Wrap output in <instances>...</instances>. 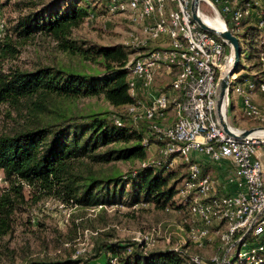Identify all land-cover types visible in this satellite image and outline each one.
<instances>
[{
    "label": "trees",
    "instance_id": "trees-1",
    "mask_svg": "<svg viewBox=\"0 0 264 264\" xmlns=\"http://www.w3.org/2000/svg\"><path fill=\"white\" fill-rule=\"evenodd\" d=\"M263 4L264 0L241 1L240 8L249 5L251 11L261 9L263 14L254 22L255 25H249L252 17L250 12L249 16L241 20L239 31L232 33L238 41L242 38L248 46L245 62L252 69L242 74L241 83L249 80L253 84L252 90H246L257 106L264 105L256 104L252 98L254 93L264 97L260 91V85H264V27L258 26L264 18ZM53 9L48 7L41 15L31 13L22 16L14 32L19 37L36 33L51 37L59 50L69 57L79 58L83 65L81 69L56 63L31 71L16 67L5 70V57L13 55L16 50L4 41V37L0 38V106H7L9 117L22 122L19 129L0 133V175L3 180L11 187L26 186L34 195L37 194L38 199H52L78 210L99 209L100 212H106L107 208L152 206L155 210L177 214L186 211L194 217L192 203L181 196L190 163L177 155H162L166 141L158 129L153 128L154 125L163 128L172 124L174 105H169L163 121H150L143 116L134 119L128 112L132 105L138 108H141L139 105H149L151 100L143 98L146 90L155 92V95L172 94V97H178L179 94L171 92L175 71L170 73L173 80L167 91L161 92V88L156 91L155 88L162 74H168L162 72L155 76L149 89L144 90L137 81L139 85L132 97L129 94L132 75L126 63L130 56L135 55V50L120 45L86 47L84 43L69 39L72 30L93 18L97 9L98 13L105 16L103 8L91 1L75 0L64 12L59 6ZM222 15L232 32L229 16ZM241 53L242 49L240 58ZM89 61L100 67V71H87L84 64ZM252 72L255 74L250 75ZM232 93L231 89L230 104ZM92 98H101L115 111L78 108L79 101ZM230 110L232 113L231 105ZM12 113H15L13 117ZM242 115L246 117L243 111ZM253 122L257 126H264V122ZM152 146L156 147L157 152L153 160L148 157ZM177 160L186 169L184 177L172 168ZM133 162H137L138 166L125 175L114 167L106 170L107 166L116 163ZM203 173L207 174L204 170ZM8 204L9 198L2 195L0 210H6ZM212 227L218 238L213 245L222 246L214 256L221 257L224 252L221 236L226 231V223L217 222ZM251 240L246 239L248 242ZM185 250L171 247L146 250V246L141 243L95 241L93 256L87 260L83 257L51 258L43 255L28 258L22 264H91L101 254L105 256L104 264H194L192 257L205 264H215L211 262L214 256L204 259L189 255L188 248ZM261 257L264 264V253ZM237 263L245 264L236 256L230 257L226 264Z\"/></svg>",
    "mask_w": 264,
    "mask_h": 264
},
{
    "label": "built area",
    "instance_id": "built-area-1",
    "mask_svg": "<svg viewBox=\"0 0 264 264\" xmlns=\"http://www.w3.org/2000/svg\"><path fill=\"white\" fill-rule=\"evenodd\" d=\"M85 1L103 8L105 16L127 19L134 29H138L136 35L129 34L130 42H125L126 46L136 50L135 57L126 63L132 75L129 82L132 97L138 82L144 90L149 89L156 75L175 71L171 92L179 94L178 97L153 95L148 106L132 105L128 112L134 119L143 116L150 121H163L169 105H174L172 124L163 128L154 125L153 128L158 129L166 141L162 155H177L190 163L181 196L192 203V213L202 222V228L193 235L194 242L202 246L209 239L210 226L224 221L226 231L221 238L227 249L221 257L214 256L211 262L225 264L233 255L245 264H263L264 166L254 155L258 150L264 153V137H230L220 126L216 113L220 81L231 67L232 55L227 50L230 46L193 21L191 0ZM202 1L218 14L215 4L219 2L220 12L229 16L232 31L236 32L241 20L251 12L249 5L244 9L233 8L239 0ZM258 26L264 27V18ZM3 31L0 22V38ZM151 46L154 47L152 50H142ZM234 77L230 80L225 108L229 105ZM253 88L247 80L233 87L232 92L241 98L246 117L264 122V105H255L247 93ZM260 91L264 93V85H260ZM193 154L207 158L212 164L230 161L236 171L237 192L217 195L215 181L203 173ZM2 178L0 175V180ZM249 238L251 242L246 241ZM191 260L194 264H205L196 257Z\"/></svg>",
    "mask_w": 264,
    "mask_h": 264
},
{
    "label": "rangeland",
    "instance_id": "rangeland-1",
    "mask_svg": "<svg viewBox=\"0 0 264 264\" xmlns=\"http://www.w3.org/2000/svg\"><path fill=\"white\" fill-rule=\"evenodd\" d=\"M74 1L0 0V22L4 26L1 38L4 37V41L13 45L16 50L13 55L5 57L3 68L7 70L10 67H16L31 71L57 63L81 69L83 64L79 58L69 57L59 50L57 43L51 37L40 33L28 37H19L14 32V27L22 16L31 13L41 15L44 9L49 7L50 10H54L53 8L57 6L61 7V12H64ZM241 1L243 0L238 1V8H240ZM218 6L219 2H216L215 9L219 14L207 2L202 1L200 3V13L203 14L201 18L211 24L220 17L229 29V24ZM137 32L138 29H134L127 19L118 16L107 17L98 13L97 9L93 18L86 20L72 30L69 39L77 43H84L86 47L99 48L120 45L130 48L129 50H135L126 46L127 43L125 42H130L129 34L136 35ZM239 44L242 53L241 66L240 68L237 67L238 71L236 69L235 73L236 86L242 84V73L245 74L252 69L245 62L248 46L242 38H239ZM153 48L151 46L146 49L142 48V50L147 51ZM135 55L130 56L129 59L131 60ZM84 65L87 71L97 69L100 71V67L93 62L89 61ZM162 75L155 88L156 91L161 88L160 91L165 92L169 89L173 76L171 74ZM233 94L235 95V92ZM77 105L82 110L91 108L109 112L115 111L101 98L85 99L79 101ZM230 105L229 102L226 108V119L229 126L234 130L264 127L257 126L256 123L249 121L242 114L231 116ZM14 115L15 113L11 114L12 117ZM21 123L20 119L9 117L7 106H0V133H11L19 129ZM156 153V147L152 146L148 151V157L153 160L156 158ZM254 157L264 166V153L261 150H258ZM137 166V162L116 163L113 166H107L106 170L114 167L122 175H125ZM172 168L178 171L180 176H185L186 169L180 161L177 160ZM212 179L213 181L217 180L214 177ZM14 188L15 190H13ZM2 195L9 198L10 204L7 205L6 210H0V264H22L28 258L42 257L43 255L51 258L69 256L75 259L76 257H83L84 260H87L93 256L95 241L125 244L141 243L146 246V250H164L169 247L187 250L188 248L187 253L189 255L204 259H210L216 255L219 247H222L218 244L214 246V243L218 241L216 234L213 235L214 240L212 242L208 239L204 241L202 246H198L193 240L195 237L193 235L202 228V222L186 211L184 214H177L172 211L155 210L152 206L142 208H140L141 206L117 207L119 211L116 208H107L106 212H100L99 209L95 211L78 210L65 207L52 199H38L37 194L34 195L26 186L11 187L3 178L0 180V197ZM176 202L181 203L177 198ZM209 231L210 234L214 232L213 227L210 226ZM226 249L224 247V250ZM104 263V254L91 262V264Z\"/></svg>",
    "mask_w": 264,
    "mask_h": 264
},
{
    "label": "water",
    "instance_id": "water-1",
    "mask_svg": "<svg viewBox=\"0 0 264 264\" xmlns=\"http://www.w3.org/2000/svg\"><path fill=\"white\" fill-rule=\"evenodd\" d=\"M202 0H191L190 11L193 21L204 31L216 35L218 38L223 40L226 44L230 46L231 55H232V64L228 73L221 79L219 85V93L216 101V113L218 121L223 131L230 137L236 139H243L250 137L255 131H264V127L251 128L248 130H234L231 128L226 119V108H225V99L226 94L230 86V80L235 75L236 69L240 63V46L237 37H235L226 25L223 31L217 32L208 26H206L202 19L200 13V3Z\"/></svg>",
    "mask_w": 264,
    "mask_h": 264
},
{
    "label": "crops",
    "instance_id": "crops-1",
    "mask_svg": "<svg viewBox=\"0 0 264 264\" xmlns=\"http://www.w3.org/2000/svg\"><path fill=\"white\" fill-rule=\"evenodd\" d=\"M262 14L263 12L261 9L251 11L250 16L252 17L250 18L251 22L249 23V25H253V24L255 25L257 20L262 17ZM229 29H230V26H229ZM233 32H236V31H232V33ZM254 74H255L254 72L250 73V75H254ZM235 79H236V74H235L233 81L231 82V89L236 86ZM153 95H155V92L152 93L151 91L146 90L143 95L144 96L143 98L148 99L150 101ZM252 98L256 104L258 105L264 104V97L260 93H254L252 95ZM230 100H231V106H232L231 116L233 115L238 116V114H242L243 107L241 104V99L237 95L233 94L230 96ZM193 158L194 160L200 163L205 173L217 179L215 181V184H216V193L218 195L233 194L237 192L238 187H237L236 171L230 161L224 160V161H221L213 165L212 163L208 161L207 158L203 156L193 154ZM214 228H216V225ZM215 234L216 232H212L210 234L209 240L211 242L212 240H214L212 237Z\"/></svg>",
    "mask_w": 264,
    "mask_h": 264
},
{
    "label": "bare ground",
    "instance_id": "bare-ground-1",
    "mask_svg": "<svg viewBox=\"0 0 264 264\" xmlns=\"http://www.w3.org/2000/svg\"><path fill=\"white\" fill-rule=\"evenodd\" d=\"M201 16H203V14H201ZM202 19V18H201ZM203 23L208 26L209 28L217 31V32H221L223 31V29L225 28L224 22L223 20L219 17L218 20H215L213 23L208 24L207 22H205L202 19ZM231 64H232V56H231ZM251 138H258V137H264V131H255L253 134L250 135Z\"/></svg>",
    "mask_w": 264,
    "mask_h": 264
}]
</instances>
